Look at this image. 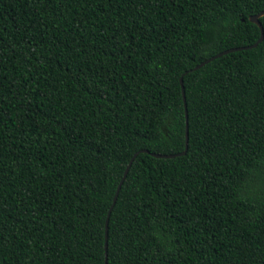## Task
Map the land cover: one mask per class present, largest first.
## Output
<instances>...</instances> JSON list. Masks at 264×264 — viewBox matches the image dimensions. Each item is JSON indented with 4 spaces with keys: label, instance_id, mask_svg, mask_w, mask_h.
<instances>
[{
    "label": "trees",
    "instance_id": "trees-1",
    "mask_svg": "<svg viewBox=\"0 0 264 264\" xmlns=\"http://www.w3.org/2000/svg\"><path fill=\"white\" fill-rule=\"evenodd\" d=\"M261 10L0 0V264H105L186 126L107 264H264V37L185 73Z\"/></svg>",
    "mask_w": 264,
    "mask_h": 264
},
{
    "label": "water",
    "instance_id": "water-1",
    "mask_svg": "<svg viewBox=\"0 0 264 264\" xmlns=\"http://www.w3.org/2000/svg\"><path fill=\"white\" fill-rule=\"evenodd\" d=\"M264 15V10H261L260 12L256 13V14H253L251 16H249V21L255 23L259 29H260V37L259 39L251 44V45H245V46H239V47H231V48H228V49H225L215 55H212L206 59H204L203 61H201L200 63L196 64L193 68L185 71L188 72V71H191V70H194V69H198L200 68L201 66H203L204 64H206L207 62L223 55V54H227L229 52H232V51H236V50H242V49H248V48H252V47H255L259 42L262 41L263 37H264V29H263V26L260 22V17H262ZM180 84H181V87H182V94H183V100H184V105H185V111H186V104H185V96H184V91H183V80H182V76L180 77ZM187 144H188V131H187V126H186V132H185V148L182 152H179V153H176V154H162V153H155V152H150L146 149H142L138 152H136L132 157L131 159L129 160L125 170H124V173H123V176L121 177L118 185H117V188H116V191H115V194H114V197H113V200H112V203H111V206L108 210V214H107V217H106V227H105V242H104V256H105V264H107L106 262V259H107V237H108V231H107V224H108V219H109V215H110V212H111V209L116 201V198H117V195H118V192H119V189L125 179V176L134 160V158L136 157V155L139 153V152H145V153H149L150 155H153L155 157H161V158H173L177 155H183L186 153V150H187Z\"/></svg>",
    "mask_w": 264,
    "mask_h": 264
}]
</instances>
